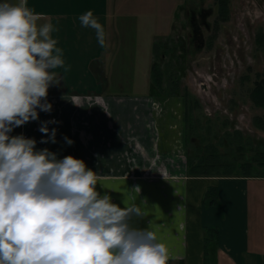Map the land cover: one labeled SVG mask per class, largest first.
<instances>
[{
    "label": "crops",
    "instance_id": "0c3cea01",
    "mask_svg": "<svg viewBox=\"0 0 264 264\" xmlns=\"http://www.w3.org/2000/svg\"><path fill=\"white\" fill-rule=\"evenodd\" d=\"M27 3L34 12L43 15L44 19L38 23L50 21L59 29L52 35L63 49L65 67H70L68 71L53 70L59 82L48 89L46 102L52 105L51 112L37 109L38 120L9 135L35 139L36 150L47 148L56 153L57 159L69 155L82 159L98 175L96 190L101 196L109 195L112 203L121 208L131 204L141 208L145 215L133 217L130 224L156 232L169 249L168 264H203L205 235L209 230L213 241H218L209 244L215 264H264V177L112 174L113 117L120 120L123 133L150 131V105L142 100L152 97L145 81V92L141 95L119 96L107 92L109 57L120 48L122 23L126 18L117 6L118 1L27 0ZM88 11L104 27L106 46L103 48L97 42L95 30L80 24L79 16ZM117 99L141 100L132 102L139 111L130 110V115L122 114L120 119L118 109L113 110L112 104ZM53 120L57 123L47 126L50 131L56 129V143H41L48 138L39 131L41 123ZM139 163L145 164L142 161L135 164ZM211 190L215 192L214 203L208 200Z\"/></svg>",
    "mask_w": 264,
    "mask_h": 264
},
{
    "label": "clouds",
    "instance_id": "9594fccd",
    "mask_svg": "<svg viewBox=\"0 0 264 264\" xmlns=\"http://www.w3.org/2000/svg\"><path fill=\"white\" fill-rule=\"evenodd\" d=\"M27 0L0 2V264H168L169 249L151 229L131 226L145 213L124 208L96 190L99 177L82 159H57L36 140L10 136L14 128L50 113L49 86L65 67L59 31ZM95 30L101 48L105 30L91 11L79 16ZM44 101V102H42ZM39 131L56 143V129ZM70 145L72 141L65 137Z\"/></svg>",
    "mask_w": 264,
    "mask_h": 264
},
{
    "label": "rangeland",
    "instance_id": "374dc122",
    "mask_svg": "<svg viewBox=\"0 0 264 264\" xmlns=\"http://www.w3.org/2000/svg\"><path fill=\"white\" fill-rule=\"evenodd\" d=\"M112 1H118L126 18L119 52L108 56L107 92L141 95L145 81L152 95L151 100H142L150 105V131L123 133L120 120L113 117L112 174L187 173L197 148L185 141L184 103L194 105L195 125L205 134H242L240 140H229L230 153L228 148L220 149L221 155H229L225 159L241 163L252 158L264 140V130L254 122L263 111L249 97L257 75L264 70V50L255 42L259 30L264 31V0H228L229 20L220 25L216 24V0ZM154 62L163 76L161 89L152 84ZM132 102L113 100L120 119L122 114L130 115V110L139 111ZM241 145L246 146L242 155L237 152ZM254 171L261 172L250 173Z\"/></svg>",
    "mask_w": 264,
    "mask_h": 264
},
{
    "label": "trees",
    "instance_id": "16d2710c",
    "mask_svg": "<svg viewBox=\"0 0 264 264\" xmlns=\"http://www.w3.org/2000/svg\"><path fill=\"white\" fill-rule=\"evenodd\" d=\"M218 5V17L217 25L222 22L229 20V3L228 0H216ZM255 42L259 50H264V31L259 30L256 35ZM159 75L161 77H159ZM151 77L153 81V86L157 89H161V80L163 76L161 75V69L159 65L154 62L151 66ZM249 97L253 105L262 110V116L255 117V126L260 130H264V70L262 73L257 75V80L254 81L253 87L250 89ZM184 119L186 121L185 127V141L186 143H192L195 149L193 156L189 160L188 174L192 177H264V140L259 141L257 146L260 147L256 150L255 155L252 158L247 159L245 162L239 163L236 159L230 160L225 159L226 154L221 155L220 149L228 148L227 152L230 153L229 140L230 139H241L243 136L239 131H235L233 134L226 132L220 133L215 131L211 133L208 131L206 134L194 122V105L189 103H184ZM21 126L16 127L9 134H16L20 132ZM203 145H202V143ZM246 146L241 145L238 147V153L242 155L246 151ZM255 150V149H252ZM203 152V153H202ZM205 152V153H204ZM253 170H260L256 174L250 173ZM215 192L213 190L208 193V200L210 203L216 202L213 197ZM211 198V199H210ZM212 230H209L205 235V253H204V263L203 264H215L213 260V255L210 251L209 244L212 242L217 243L218 241H213Z\"/></svg>",
    "mask_w": 264,
    "mask_h": 264
}]
</instances>
